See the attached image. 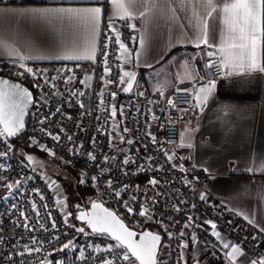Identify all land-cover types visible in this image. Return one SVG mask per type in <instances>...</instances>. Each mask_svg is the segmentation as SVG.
I'll return each mask as SVG.
<instances>
[{"label": "built area", "instance_id": "1", "mask_svg": "<svg viewBox=\"0 0 264 264\" xmlns=\"http://www.w3.org/2000/svg\"><path fill=\"white\" fill-rule=\"evenodd\" d=\"M19 2L22 0H0V4ZM128 23L127 20L115 21L120 33V42L131 47L134 44L132 37L135 33L126 26ZM99 35L97 56L93 62V73L87 85L88 93L85 98L84 95H80L83 91L73 86V80L65 83L68 77L73 76L71 64L23 62L34 71L46 69L47 72H37L35 76L25 73L24 76H20L18 73L23 71L19 67L21 62L0 61V75L25 84L33 90L34 95L24 132L14 140L0 136V151L7 153L6 156H0V164L5 165V168H0V264H41L48 258L51 260L50 264H83V261L78 259L79 252L74 251L72 246L68 250L60 251L61 246L68 240H74L80 247L93 244L103 247L105 243H115L107 237L91 233L88 229L85 230L88 235L76 232L75 228L80 226L69 217L68 224H65L66 214L56 203L54 185L49 187L51 178L39 172L24 158L22 147L28 142L33 144L30 137L39 142L34 146L39 147L42 144L55 152V156H51L48 151L43 150L69 170L83 172L88 176H98L95 183L89 179L96 199L114 211L128 226L141 230L142 225L152 223L160 228L163 240L158 253V264H182L180 244L184 242V237L192 242L193 234L203 250L214 253L219 264H230L227 252L222 247L221 238L212 235L211 225L205 221L216 223L217 231L228 234L231 240L262 253L264 232L252 227L245 218L226 205L213 203L207 197L205 200L200 199L203 193L201 187L207 180L208 173L197 166L191 148L179 146L182 128L185 125L195 127L204 115L205 107L203 106L202 111L196 107L195 91L191 88L179 89L165 97L161 93L133 89L129 95H121L120 89L123 84L119 83V79L124 68L121 59H117L120 56V48L116 41V33H109L108 21H104ZM105 51L107 67L111 69L108 74L105 73L103 55ZM58 69L65 71L59 72ZM207 71L208 80L217 81L224 76V70L219 66L208 68ZM52 77L56 79L52 80ZM45 79L51 80V84H45ZM109 80L112 83H106ZM37 83L40 87H33ZM72 92H76L77 95L72 96ZM101 92L103 97L100 95ZM113 92L116 93L115 99L111 95ZM170 100L173 101L172 104L169 103ZM81 104L83 107H80ZM112 105L117 109L114 118L111 116ZM121 107L123 114L120 111ZM57 108L60 109L59 112L56 111ZM44 117L48 119L41 124L40 120ZM113 120L118 125L115 132L112 131ZM125 127L128 132L123 131ZM41 129L58 134L59 143ZM110 135L112 146H109ZM120 135H123L124 142L120 141ZM68 136L72 137L71 141ZM152 136L155 137L156 143H153ZM93 137L97 141L95 145L92 144ZM128 140L132 143H127ZM81 144L83 147H80ZM69 149H79V153L74 155ZM89 152L96 156L95 161L88 158ZM165 152L169 155L175 154L171 162L165 156ZM104 156L110 158L109 163H104ZM112 157L115 159H111ZM148 157L151 160H148ZM181 157L185 159H180ZM125 158L134 160L135 163L124 165ZM173 164H183L186 171L174 168ZM193 165L196 167L193 168ZM100 168L108 170L101 175ZM153 178L160 183L151 185L149 181ZM108 180L113 182L111 188L108 187ZM16 181H20L21 184L17 186ZM7 183L14 185L11 194L6 187ZM124 185L128 187L116 197L115 191H120ZM36 189H39L44 199L40 198ZM124 202L131 205L132 213L124 207ZM33 203L39 210V215L33 210ZM45 204L47 208L44 207ZM142 207L148 209L144 216L139 214ZM176 207H179L180 211H176ZM21 212L28 217L32 230L23 227ZM196 213H200L201 217L197 218ZM189 216L193 218L192 226L184 229L183 225L188 222ZM53 221L55 228L51 226ZM182 230L186 233L183 238L179 235ZM169 232L172 233L171 239L168 236ZM253 236H256L257 240H252ZM33 240L36 241L35 244ZM25 245L30 248L41 247L42 250L31 255L27 253L19 255L18 253L24 252ZM89 253H92V249L86 247L85 256L88 258V264H102L97 260L96 254L89 256ZM127 264L137 262L130 257Z\"/></svg>", "mask_w": 264, "mask_h": 264}, {"label": "crops", "instance_id": "2", "mask_svg": "<svg viewBox=\"0 0 264 264\" xmlns=\"http://www.w3.org/2000/svg\"><path fill=\"white\" fill-rule=\"evenodd\" d=\"M192 4L193 0H178L173 7L177 8L175 16L179 19H173L169 14L168 18L153 20L147 32L144 31L142 19L132 21L139 30H134L136 42L127 47L132 59L126 61L122 58L121 61L124 71L138 69L133 89L161 93L166 97L175 90L191 88L195 96L197 90L208 82L206 64L210 58L207 52L214 49H207L203 45L195 47V31L186 19L191 16V11L184 10L185 7L190 9ZM57 6L97 5L92 0H22L19 3L0 4V9L6 10L0 13V42L25 56L54 57L69 50L82 55L90 54L94 39L97 56L102 23L113 15L111 0L102 5L105 11L98 35L72 22L20 14L24 9ZM118 19L115 18V21ZM221 27L218 18L213 43H219ZM141 37L145 41L143 48L139 43ZM257 56L264 64V37L258 38ZM211 59L218 61L219 57ZM0 61L21 62L17 56H9L4 47H0ZM23 62L73 65V86L83 91L84 98L87 96V85L93 73L92 60L45 58ZM148 64L152 67H147ZM204 107L201 121L195 127L185 125L181 132L185 134L184 142L193 145L191 149L197 166L209 170L201 191L209 201L224 204L243 218L247 215L248 222L249 219L256 221V224L250 225L260 230L264 228V175L260 174L261 164L264 163V73L224 74L216 81V88ZM248 168H252L251 173L246 171ZM196 217L200 218L201 214L196 213ZM219 233L223 243L240 245L249 260L264 258V243L262 253H257L231 240L228 234ZM184 242L188 243L185 249L186 264H197V261L200 264H219L213 254L202 249L200 243L193 244L185 237ZM225 250L229 252L231 249ZM243 259L244 256L237 257L236 264Z\"/></svg>", "mask_w": 264, "mask_h": 264}, {"label": "snow or ice", "instance_id": "3", "mask_svg": "<svg viewBox=\"0 0 264 264\" xmlns=\"http://www.w3.org/2000/svg\"><path fill=\"white\" fill-rule=\"evenodd\" d=\"M107 2V0H92V3L97 6H89V7H75V6H57V7H35L21 10L22 15H32L35 18L41 19H56L61 21L72 22L80 28H83L86 31L93 33L94 35L99 34V28L102 21V17L104 15L105 9L103 8V4ZM182 2V0H180ZM178 3V0H111V6L113 9V15L108 18V30L109 33H116V41L119 43V48L121 50L122 55L118 56L117 59H124L126 61H131L132 53L129 51L127 46L120 42V33L118 28L115 25V18H119L120 20H127L129 23L126 25L127 27L137 30L136 24L132 21L140 18L143 21L144 31L147 32L148 25L153 20L159 19L161 17L168 18L169 14L173 19H179V17L175 16L177 8L173 7V4ZM184 10L191 11V16H187L189 26L192 27L195 31V47H200L203 45L207 49H214V51H208L207 56L210 58L206 64V67L212 68L214 66H219L222 70L225 71V75L231 76L233 74H250L256 71L264 73V64H262L257 56V41L258 38L264 37V0H193V4L191 8L185 7ZM6 10L0 9V13ZM10 11V10H8ZM138 12V16H137ZM219 18L220 23L222 25L219 43H213L212 39L215 32V24L217 19ZM211 22V24H210ZM183 27V25H181ZM111 40V36L108 37ZM133 42L135 43L137 40L136 36L132 37ZM140 46L143 48L145 46V41L143 37H141ZM0 47H4L8 50L9 56H17L19 58V67L23 69L22 72H19L18 75L24 76L25 73L31 74L35 76L37 72H47L44 70H36L32 67H26L23 61L32 60V59H45L52 58L57 60H67V61H79V60H92L95 62L96 57V46L95 40L93 39L91 45L90 54L82 55L75 52V50H69L63 55H56L54 57H33V56H25L20 54L15 49L8 48L7 45L2 44L0 42ZM107 48V44H105V49ZM105 56L104 64H105V73L108 74L111 72V69L107 67V52L103 53ZM214 56H218L219 60L214 61L211 58ZM139 58V53H137V59ZM147 67H152V65L148 64ZM57 71L63 72L65 69H58ZM67 71H72V69H67ZM136 74L131 71H123L120 76L119 83L124 84L125 78H127V86L122 88V91L127 93L133 87V81L135 80ZM87 78V77H86ZM52 80H55L56 77H52ZM73 77H68L65 83L70 82ZM203 79V77H201ZM83 83V81H81ZM45 84H51V80L45 79ZM106 83H112L111 80L106 81ZM54 86V85H53ZM33 87H40V85L34 84ZM216 88L215 79H210L206 84H203L196 92L194 96V100L196 102V107L203 110V106L207 104L210 96L214 92ZM72 96H76V92L71 93ZM83 95V93H80ZM101 97H103V92L100 93ZM112 98L115 99L116 93H111ZM33 97L31 92L27 87H24L20 83L10 82L8 79L0 77V136L5 137H14L18 133L22 132L25 128V114L27 108L32 105ZM170 104L173 101H169ZM103 104V100H101V105ZM83 107V104L80 105ZM60 111L59 108L56 110ZM121 114H123V107L120 109ZM117 109L115 105L111 106V116L114 118L116 116ZM48 117H44L40 120V123L43 124ZM99 119V118H98ZM118 125L113 120L112 131L115 132L117 130ZM41 131H45L46 135L51 137L54 141L59 143L60 136L58 134H53L51 132H47L45 129H41ZM124 132H128V129L125 127L123 129ZM151 135V133H149ZM184 133H181V144L180 147H188L192 148L193 145L191 142H184ZM70 141L72 140L71 136L67 137ZM121 142H124L123 135L119 136ZM30 140L33 144H38L39 142L35 140L34 137H30ZM153 143H156V139L152 136ZM97 143L96 138H92V144L95 145ZM127 143L131 144L132 141L128 140ZM109 146H112V138L109 136ZM9 150H11V145L8 146ZM39 147L42 150L48 151L49 155L55 156V152L51 149H48L45 145L40 144ZM80 147H83L81 144ZM74 155L79 153V149H69ZM6 152L0 151V156H6ZM175 154L169 155L168 152H165V156L171 162L173 156ZM87 156L90 160L95 161L96 156L89 152ZM29 161L33 159L31 155L27 157ZM111 159H115L112 157ZM151 160L150 157L147 158ZM180 159H185L181 157ZM110 158L108 156H104V163H109ZM135 163V161H130L128 158L123 160V164L127 165L128 163ZM174 168L178 167L180 171H186L183 164L172 165ZM97 167H100L97 165ZM196 166L193 165V168ZM0 168H5L4 164H0ZM108 169L100 168V174L102 175ZM204 172H209L207 168L202 169ZM235 171V168H233ZM247 172L251 173L252 168H248ZM127 174V173H126ZM255 174V173H253ZM260 174L264 175V163L261 164ZM214 178V177H213ZM87 179H91L94 183L97 181L98 176H88L86 173H82L80 183H85ZM195 179H199L195 177ZM149 183L153 186L160 183L157 179L153 178L149 181ZM21 184L20 181H16V185L19 186ZM108 187L111 188L113 182L111 180L107 181ZM55 185L57 192H59V185L56 184L55 181H49V187L51 188ZM6 187L9 189L10 194L14 185L12 183H7ZM128 186L124 185L120 191H115V196L119 197L121 195V191L125 190ZM37 194L39 193V189L35 190ZM8 197H5L7 199ZM40 198L44 199L43 195L40 194ZM135 197H133L134 199ZM201 200L206 199V195L202 193L200 195ZM155 202V201H154ZM56 203L60 207L65 206L64 199L58 198ZM184 203V201H181ZM15 207V205H13ZM47 208V205H44ZM79 209V205L76 206ZM124 207L127 209L129 213H132L133 209L130 204L124 202ZM195 207V205H193ZM91 212L79 211L76 219L83 222L87 225V227L91 230L93 234H99L101 236L107 237L108 240L114 241L115 243H105L103 247L100 245H88L86 247H90L92 249V253H89L91 256L93 253L97 255V260L102 262V264H127L130 262V257H134L135 261H138L139 264H157V252L160 247L161 236L159 234H153L151 232H143L140 236L139 240H136L135 237L137 233L132 231L127 227L123 221H121L117 215L109 211L105 208L101 203L91 202ZM33 210L39 215V210L36 208L35 203H33ZM176 211H180L179 207H176ZM148 213L147 208H143L140 211V215L144 216ZM243 214V213H240ZM49 218L51 217V213H48ZM72 213H67L64 216V222L68 224V217H70ZM20 216L24 220L23 227L26 230H32L30 228L28 217L25 216L23 212L20 213ZM169 219H171L169 217ZM245 219H248V216L245 215ZM187 223L183 225L184 229L192 226L193 218L189 216L187 218ZM205 223L211 225L212 235L220 237V233L217 231L216 223L212 221H205ZM230 223V222H229ZM250 224H256V221L249 219ZM163 226V222L161 221ZM53 228L56 227L55 222L53 221ZM75 228L74 225H72ZM259 227V225H257ZM75 231L84 235H88L89 233L85 232L84 227L75 228ZM167 231V229H165ZM260 231L264 232V228H260ZM179 235L183 238L186 233L185 231H181ZM169 238H172V233H168ZM53 239H59V237H53ZM222 239V237H221ZM245 239H248L245 237ZM191 240L193 244H199V241L196 239L195 235L191 236ZM252 240H257L256 236L252 237ZM36 241L33 240V244ZM207 243V242H205ZM72 246L74 251L79 252V257L83 264H88V258L85 256L86 247H80L75 244L74 240H68L65 244H63L60 248V251L68 250ZM188 243L182 242L180 244L181 249V261L182 264H186L184 260V250L187 249ZM224 249H231L227 252V258L230 264H236L237 257L244 256V259L239 262V264H264V258L261 259H251L244 255L242 251V247L237 244H230L228 242H224L222 244ZM41 247H28L24 246V252L18 253L19 255H23L27 253L31 255L33 252H40ZM214 254V253H213ZM50 255V254H49ZM9 259H11V255H9ZM197 264H200L197 261Z\"/></svg>", "mask_w": 264, "mask_h": 264}, {"label": "rangeland", "instance_id": "4", "mask_svg": "<svg viewBox=\"0 0 264 264\" xmlns=\"http://www.w3.org/2000/svg\"><path fill=\"white\" fill-rule=\"evenodd\" d=\"M34 145V144H33ZM34 151L32 153H24V158L31 164L36 167L39 172L45 176H49L52 181H55L59 185V192H57L56 187V197L63 198L65 201V206L61 207L65 214L72 213L69 217L70 220H73L75 211L77 210V205L87 206L90 202V197L95 194L93 188L87 183H80L81 175L83 172L71 171L65 167L61 162L52 159L47 153L41 150L36 145L34 146ZM31 155L33 159L29 161L27 157ZM80 227L84 225L78 224ZM149 227L152 229L156 228L155 225L144 224L140 229ZM161 258V256H160Z\"/></svg>", "mask_w": 264, "mask_h": 264}, {"label": "water", "instance_id": "5", "mask_svg": "<svg viewBox=\"0 0 264 264\" xmlns=\"http://www.w3.org/2000/svg\"><path fill=\"white\" fill-rule=\"evenodd\" d=\"M137 70H138V69L134 68V69L131 71V72H134V73L136 74V76H135V80L133 81V87H134V85H135L134 83L136 82V78H137V74H138V71H137ZM0 77L6 78V79H8L10 82H13V83H20V84H22L24 87H27V88L29 89V91L31 92L32 97H33V99H34L33 90H31V89H30L28 86H26L25 84H23V83H21V82H19V81H17V80L11 79V78H9V77H6V76H2V75H0ZM126 86H127V79H126L125 83L122 85V87H121V89H120V94L123 95V96H127V95H129V94L131 93V91L133 90V87H132V89H131L129 92H127V93L123 92V91H122V88H123V87H126ZM30 107H31V105L27 108V110H26V114H25V117H24L25 125H27V122H28V117H29V110H30ZM0 127L2 128V125H0ZM25 129H26V126H25L24 130H25ZM24 130H23L22 132H24ZM22 132L18 133V134H17L16 136H14V137H7V138H8V139H13V140H14V139H16V137H17L18 135H20ZM93 201L98 202V203H101V204H102L105 208H107L109 211H112L111 209H109L108 207H106V206L102 203V201H100L99 199H96V198H91L90 202L88 203V205H87L86 207H83V208H79V209H77V210L75 211V213H74L73 219L75 220V222H77V223H79V224H81V225H84V226L88 229V231H90V232H91V230L87 227V225L84 224L83 222L77 220V219H76V216L78 215L79 211L91 212V211H92V209H91V202H93ZM112 212H114V211H112ZM114 213H115V212H114ZM115 214H116V213H115ZM116 215H117V214H116ZM117 217H118L121 221H123L118 215H117ZM123 223H124L127 227H129L130 230L135 231V232L137 233V236L135 237L136 240H139L141 234H142L143 232H145V231H147V232H151V233H153V234H159V235L161 236V241H160V245H161L162 240H163V234H162V233L157 232V231L154 230V229L151 230V228H149V227L143 228V229H141V230H139V229H135V228H132V227L128 226L124 221H123ZM159 249H160V247L158 248V252H157V264H158V253H159ZM133 258H134V257H133ZM134 259H135V258H134ZM50 262H51V260H50V258H48V259H46V260H45L43 263H41V264H50ZM136 262H137V264H139L138 261H136Z\"/></svg>", "mask_w": 264, "mask_h": 264}, {"label": "trees", "instance_id": "6", "mask_svg": "<svg viewBox=\"0 0 264 264\" xmlns=\"http://www.w3.org/2000/svg\"><path fill=\"white\" fill-rule=\"evenodd\" d=\"M34 145L33 144H31V143H26L25 145H23V147H22V151L25 153V154H27V153H32L33 151H34ZM65 166V165H64ZM66 167V166H65ZM86 184L88 183L91 187H92V185H91V183H90V181H89V179H87L86 180V182H85ZM91 198H97L96 197V195L94 194V195H92L91 197H90V200H91ZM89 203V202H88ZM75 224L77 223V222H75V220L73 219L72 220ZM77 224H79V223H77ZM156 227V226H155ZM154 230H156L157 232H160V233H162L163 234V232H162V230L160 229V228H158V227H156V228H154Z\"/></svg>", "mask_w": 264, "mask_h": 264}, {"label": "flooded vegetation", "instance_id": "7", "mask_svg": "<svg viewBox=\"0 0 264 264\" xmlns=\"http://www.w3.org/2000/svg\"><path fill=\"white\" fill-rule=\"evenodd\" d=\"M80 207L79 208H83V207H85V206H83V205H79ZM78 209V208H77Z\"/></svg>", "mask_w": 264, "mask_h": 264}]
</instances>
